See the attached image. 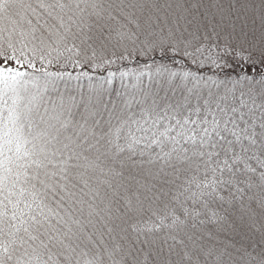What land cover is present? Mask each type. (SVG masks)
<instances>
[{
	"label": "snow or ice",
	"instance_id": "1",
	"mask_svg": "<svg viewBox=\"0 0 264 264\" xmlns=\"http://www.w3.org/2000/svg\"><path fill=\"white\" fill-rule=\"evenodd\" d=\"M0 264H264V0H0Z\"/></svg>",
	"mask_w": 264,
	"mask_h": 264
}]
</instances>
